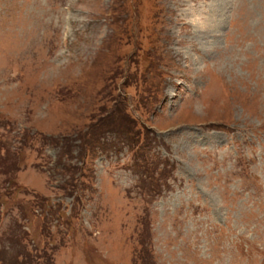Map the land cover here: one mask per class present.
<instances>
[{"label":"rangeland","instance_id":"obj_1","mask_svg":"<svg viewBox=\"0 0 264 264\" xmlns=\"http://www.w3.org/2000/svg\"><path fill=\"white\" fill-rule=\"evenodd\" d=\"M118 105L151 148L134 159L115 113L84 157L80 131ZM5 149L0 242L24 230L54 264H133L149 221L156 264H264V0H0ZM152 171L171 182L155 200Z\"/></svg>","mask_w":264,"mask_h":264},{"label":"trees","instance_id":"obj_2","mask_svg":"<svg viewBox=\"0 0 264 264\" xmlns=\"http://www.w3.org/2000/svg\"><path fill=\"white\" fill-rule=\"evenodd\" d=\"M120 107L121 106L118 105V107L107 112L106 114L107 116L105 115L104 117L100 118L97 121L94 119L92 123L90 124V126L87 127V129L80 131L79 140H81V145H79L78 147L80 148L82 155H84V157L87 156V152L90 151V149H94L93 150L94 152L97 148L102 151L109 148L110 144L108 142V137L109 135H112V134L107 132L106 130L102 132L101 130L103 128V125L101 123L104 121L105 118L114 116L115 113L116 114L118 113L119 117L122 115L124 116L120 121H117V123H120L123 119L128 120V124L127 123H123V124L120 123V124L124 125L127 128V131H126L127 136H124V137L129 139L127 143L131 146V151L133 153L134 159L137 157L139 158L140 157L139 155H141L140 153L146 150L147 147L151 148V142H150L151 138H149L150 137L149 132H151V129L148 127V125L140 118H136V116L133 113H132L133 117H131V115L128 114L123 107L122 108ZM122 125L119 126L116 131H114L115 134L120 135L121 130H122ZM152 135H153V132H152ZM60 145L62 147V150L66 147V144L64 143L62 144L60 142ZM7 154H9V151L6 149V154L1 155L0 157V172L2 175L6 176V179L8 182L16 178L15 168L17 167V164L14 161L11 164L10 163L11 157ZM63 156L64 155H60V158H59L60 165L65 167L68 172L70 169H74L73 173L69 172L72 174V176L70 177V181L77 180L78 178L76 177L78 174L77 172L79 171V169H81V167L80 166L73 167L71 165L67 166V164L63 162ZM82 161H84L83 163H85V160H82ZM134 161H136L137 163L139 162V160L137 159ZM141 165L143 167L147 166L146 162L142 163ZM11 167H14L13 170H11L12 169ZM145 170L149 171L148 169H145ZM164 170H167V172H169L168 168ZM167 172H165L161 176H165ZM12 174H14L15 176H13ZM154 175H155V172L153 171L149 172L147 175L148 179L144 180L142 183L145 185V188L151 189V191H148V192L153 195H155L156 192L161 193L162 188H163V186L158 184V177ZM144 191H147V190H144ZM147 227H149V225H147ZM24 248L25 246H20L17 250L21 252L23 251ZM26 249L27 247L20 254L19 253L14 254V253H11L5 246H3L2 249H0V260L2 261L3 264H10L7 260H14L12 264H41L40 261H37L34 263V260H40V259L34 256L32 252H28V249L27 251H25ZM40 258L45 260L44 261L45 263H42V264L52 263V255H49L47 251H46V254L41 255ZM142 264H155V263H154V260L150 258L149 260H142Z\"/></svg>","mask_w":264,"mask_h":264}]
</instances>
